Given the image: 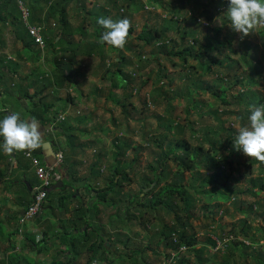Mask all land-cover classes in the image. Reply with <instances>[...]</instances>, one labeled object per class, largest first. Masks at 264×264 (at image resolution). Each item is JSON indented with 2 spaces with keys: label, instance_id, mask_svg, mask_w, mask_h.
<instances>
[{
  "label": "trees",
  "instance_id": "1",
  "mask_svg": "<svg viewBox=\"0 0 264 264\" xmlns=\"http://www.w3.org/2000/svg\"><path fill=\"white\" fill-rule=\"evenodd\" d=\"M96 3L102 8H95L89 10L87 8V0H0V89L3 85L4 79L7 74L13 73L15 76V69H20L21 63L28 60L29 57H33L34 60H40L41 54L46 50L38 47L25 25L18 2H22L27 8L30 9L31 16L29 23L31 25L39 26L43 28V36L46 43V49L54 50L57 44H68L65 47L67 51L70 49L78 48L82 49L80 54H88L93 56V53L98 54L101 60L106 66H109V75L112 79V93L110 99L117 105H121L120 98L116 94V90L120 87L126 88L127 99L122 105L123 111L127 115H131V109L135 107L134 102H130L131 98L134 97V85H136V78L132 75H126L123 66H127L131 63L130 59L121 52L122 60L118 62L109 63L111 61L110 55L106 51V46L109 45L112 40V50L118 49L117 45L120 40H123V45L130 51H135L138 48V44L135 41H141L146 46H152L161 53L166 52L169 57L178 58L183 61V64H187L189 59L196 60L199 64V68L202 70V75H214L216 78L211 81H203L200 78L196 80L193 76L190 81L193 87H188L187 93L184 95L189 101L187 112L191 110H198L199 107H207L208 114L216 119L220 123V128L223 133H227V137L224 138L220 134V131H214L207 127L201 128L199 132L196 128V123H189L186 127L181 124L177 119H170L169 125L175 134L180 136L176 137L170 142V138L166 137L169 144L166 145L163 138L158 142V147L161 153L157 155L155 162L148 167V173L143 178V189L139 194L126 193L125 185L133 182L132 176L135 174L136 169L141 161V153L144 147L139 146L137 148L138 155H136L134 161L123 167V160L128 155V152L132 149V145L129 141H123L122 143L118 140L115 142L118 149L116 155V164L111 170V176L105 177L106 186L101 189L88 186L85 179L78 177V173L74 170V166L70 167V182L64 184L61 191H68L67 194L62 197V201H72L76 195L75 188L77 183L83 184L85 190L96 193L95 199L97 200L93 205L94 212H92L91 206L88 202H91L93 198L88 195L87 209L82 199L77 200V209L75 210L74 220L77 223L78 230L81 231L87 226L86 232L83 236L88 237L89 232L92 231L97 236V242L103 241L104 237L102 234L103 227L97 224V216L99 213V205H103L106 208L113 209L115 211V218L120 220L122 217H126L128 222L136 220H142L141 225L144 228H148V224L151 223L147 216L152 215L160 211H166L169 215H173L174 223H165L163 225L162 235H165V241L167 242V249L170 251L168 258H172L171 253H180L184 247L189 252L196 253V234L193 232L190 221L199 212L201 204V210L205 212H220L223 206L231 203H238L241 197L246 198H258L264 193V160H260V176L252 179L253 189L236 190L231 184L230 177L225 173L227 162L234 163L238 152L241 150H249L250 154H254L255 157L264 155V143L261 147L257 148L256 153H253V140L252 135L260 134L259 122L264 121V97H260L257 91H253L256 86L264 83V56L260 61H257L252 57L247 59L244 52L240 56V60L243 61V66L240 61L232 58V54L237 52L233 49V38L237 35L236 30H239L243 23H239L238 17L236 16L237 6L233 3V0H210V6L213 4L221 5L224 10L218 14V20L220 21L219 26H215L213 17H206L205 34H198V27L202 24L198 22L199 18L195 17L191 11L183 13L185 0H174L172 3H168L166 0H151V4L155 6L154 10L158 8L166 9V6H170L171 11L165 13L166 15L156 14L155 11L149 10L147 6L142 5L145 10L148 9L149 13L155 15L157 18L156 26L147 24L143 31L139 33L137 37H134L136 30L134 28H122L119 25L121 21L126 20L130 11L138 12L140 10L139 5L136 4L137 0H95ZM240 0H237L239 2ZM257 8L264 6V0H255ZM150 4V5H151ZM200 5L198 1H195L194 6ZM81 7V13L78 18H81L79 24L73 22L69 17V9L72 7ZM111 6V7H110ZM114 8L118 10L121 19H112L111 25H107V20L111 16L109 9ZM207 7H202L208 12ZM123 10L124 13H121ZM183 13V17H182ZM187 14H189L187 16ZM233 14H235L233 16ZM118 15V16H119ZM107 16V19H106ZM56 21L54 27L50 26V21ZM103 25H101V21ZM130 21V20H126ZM245 22L246 20L243 19ZM113 22V26H112ZM90 23L91 27L94 28L95 33L92 35L95 40L91 42L89 47L85 46V42L79 43L76 46V41L71 39V34L79 32L83 36H89L87 24ZM185 24V25H183ZM229 24L232 29L226 35H222L223 28ZM183 25V26H182ZM182 26V27H181ZM262 32H264V24L261 26ZM182 33L176 37H170L172 31H180ZM12 38V45L7 42V35ZM59 36H62L59 40ZM201 36V37H200ZM190 40L188 41V38ZM71 45V46H69ZM11 56L14 59H9L10 54L4 52V50L10 48ZM226 49L229 53L226 60L227 64L223 66V60H218L212 56V52ZM145 55L140 54L141 70H144V74L147 75L144 85L148 81L156 78V91H161V85H166V81L171 84L174 79L171 74L164 72L165 68L160 64L157 69L147 71L151 63L149 60L144 63ZM162 55L159 56L157 63H160ZM109 61V62H108ZM70 63H65L64 60L60 59L56 63L57 70H61V73L54 72L52 77L46 78L44 72H39L37 69L33 72L32 77L19 78L18 87L23 89L19 93L23 97H29L34 100L39 96V92H35L33 95L29 93L30 89L43 87L47 89L54 86L62 87L65 83L70 82L72 79V72L70 69L64 67H70ZM23 66V65H22ZM214 67V69H213ZM12 68V69H10ZM71 68V67H70ZM7 71V72H6ZM18 74V73H17ZM165 74V75H164ZM200 75V77H202ZM13 80V78H11ZM22 83H26L27 86H23ZM191 84V85H192ZM132 90V91H129ZM140 92V90H138ZM198 94H208L209 101L204 103L195 97ZM5 95L0 100V117L4 118L3 124L5 127V133L14 132V146L17 147L18 138L17 134L21 128L27 127L25 118L18 120L13 123L12 119L7 116V111L10 110L11 106L10 98H13L9 91L4 93ZM258 95V96H257ZM156 103L157 100H155ZM145 106L153 105L151 99L144 101ZM9 106V107H8ZM37 108L36 105L33 106ZM131 107V108H130ZM28 115V114H26ZM229 116H236L238 118V124L240 130L237 132L232 128L229 130L222 127V119ZM162 119V118H161ZM42 123H53L51 120H44ZM59 127L63 129V135H66L68 141L72 140V135L75 133V128H68L66 124H59ZM240 134L241 136L239 137ZM237 136V138H236ZM196 142L197 146L190 142ZM245 140V141H244ZM237 141L244 142L242 148L240 143ZM207 144L209 148L205 147ZM119 145V146H118ZM167 147V150H166ZM26 152V151H25ZM24 152V153H25ZM250 167L256 162V159L249 160ZM172 164L177 168L176 171H172ZM263 166V167H262ZM31 165L29 166V169ZM203 169V172L200 170ZM98 175L94 172L96 177L100 176V170ZM209 172L210 174H207ZM23 185V183H22ZM30 188L31 183H30ZM33 186V185H32ZM28 192V188L24 187ZM149 190V193H146ZM86 191V192H87ZM90 194L91 192H87ZM145 196V197H144ZM32 201V200H31ZM31 204V203H30ZM29 204V205H30ZM28 205V206H29ZM83 205L84 208L81 206ZM28 208V207H27ZM87 210V211H86ZM211 211V212H212ZM135 216H131V213ZM239 214L244 217V220L240 222L241 231H232L231 236H227L229 239L228 244L223 245L219 254L215 255L209 260L204 258L206 251L212 247L217 248L218 243H222L224 238H218L217 241L208 239L206 249L202 248L199 254L196 256L197 264H240L239 261L244 264H264L263 254H259V257H252V262H247L248 255L246 251L250 250L257 241L249 237L248 222L256 220L258 218L264 219V206L261 201L251 204L247 211L238 210ZM141 213V214H140ZM250 220V217H252ZM247 225V226H246ZM251 225V223H249ZM114 226V224H113ZM233 228H236L234 226ZM18 231V230H17ZM17 231H15L17 233ZM258 231L264 234V229L259 228ZM190 232L192 235H190ZM106 235V234H105ZM120 234L115 235V244H120L129 247L133 246V238L129 235L125 236V239L120 240ZM33 234L28 233L25 237L26 242L31 248H34L41 252V243H36L35 238H32ZM245 241L249 242V246ZM264 241V238H263ZM91 242L90 235L89 240L84 241L83 244L88 245ZM169 242V244H168ZM252 244V245H251ZM78 245L81 243H75L71 245L72 249L77 250ZM93 258L87 261V264H93V261L100 263L109 264L108 260L99 254L98 244L92 245ZM130 248V247H129ZM26 249V246H24ZM102 249V248H101ZM132 250V249H131ZM134 255L142 253L140 250H133ZM210 252V251H209ZM208 252V253H209ZM42 253V252H41ZM220 257L221 262L216 261ZM178 260V258H177ZM0 264H28L26 260L22 259L20 254L15 255H4L0 258ZM178 264H188L186 261H180Z\"/></svg>",
  "mask_w": 264,
  "mask_h": 264
},
{
  "label": "rangeland",
  "instance_id": "2",
  "mask_svg": "<svg viewBox=\"0 0 264 264\" xmlns=\"http://www.w3.org/2000/svg\"><path fill=\"white\" fill-rule=\"evenodd\" d=\"M138 2L136 4L139 5L140 10L138 12H127L129 15L126 21H121V24L119 25L122 28H134L136 30V33L134 34V37H137L139 33H141L144 29V27L147 24H150L151 26H156L157 24V18L155 15H152L149 13L148 9L151 11H155L156 14L166 15L165 13H169L171 11L170 6H166V9L158 8L157 10H154L155 6L151 4V0H137ZM168 3L174 2V0H166ZM185 8L183 10V13H187L191 11L195 17H198V22H201L202 24L198 27L197 31L198 34H205V27H206V17H213L215 21V26L220 25V21L218 20V14L221 11V8H223L221 5H215L213 4L210 6V0H185ZM195 1H198L200 5L194 6ZM233 3L237 6L236 16L238 17L239 23H243L241 25L242 27L239 30H236V36L233 38V49L237 52L236 54H232V58L235 60H239L241 65L243 66V61L240 60V54L244 52L247 59H251L254 57L255 60L260 61L261 58L264 56V32H262V25L264 24V6L257 8V3L255 0H240L237 2V0H233ZM151 4V5H150ZM87 8L89 10H93L95 8H102V6L98 5L95 0H88L87 1ZM142 5H145L149 7L148 9L142 8ZM207 7V13L202 7ZM111 7V6H110ZM110 11V17L107 20V25H111V21L115 18L121 19V15H119L118 10H115L114 8H107ZM81 7H72L69 9V17L70 19L75 22L76 24H79L81 21V18H78V15L81 13ZM121 13H124L123 10H121ZM182 13V17H183ZM119 15V16H118ZM189 14H187L188 16ZM107 19V16H106ZM246 20L245 22L243 21ZM101 25H103L102 20H100ZM54 22L56 21H50L49 24L53 28ZM112 22V26H113ZM158 25V24H157ZM185 25V24H183ZM182 25V26H183ZM88 31L92 32L91 35L94 33V28L91 27L90 23L87 24ZM181 26V27H182ZM232 27H230L229 24L226 25L225 28L222 30V35L228 34L229 31H231ZM182 33V30L180 31H172L170 33V37H178ZM10 33L8 32L7 35V42L9 45H12V38L8 37ZM71 39L76 41L77 43H80L81 40L86 41L85 46H89V43H87L90 38L88 36H83L79 32H74L73 35L71 34ZM61 37V36H60ZM201 37V36H200ZM88 40V41H87ZM190 40V37L188 38V41ZM138 44V48L134 51L135 54L131 59H133V64L130 66H123V70L126 73V75H130L132 73L133 78H136V88H134V97L132 98L135 107L131 109V115H125L122 114V120L119 121H106V120H96L94 119L93 115L91 116V120L85 124L84 130H86L87 135L84 134H78L80 140H85L87 143H96L97 148H106L108 150L112 151H118L114 147V140H118L119 142L123 141H129L132 145V149L128 152V155L124 158L125 161L123 162V167H126L127 164L134 161L136 158L135 156L138 155L137 148L139 146L144 147V150L140 154L141 161L139 162V166L136 169L135 174L132 176L133 182L131 184L125 185L126 193L132 194L136 193L139 194L143 189V178L148 173V167L149 165L153 164L155 160L157 159V155L161 153V150L158 147V142L160 139L163 138V141L166 145L169 144V141H167L166 137L170 138V142L173 141L176 137H178V140L180 139V136L171 129L169 125L170 119H177L181 122L184 126L188 127L189 123H196V128L198 131H201V128L207 127L209 129H212L214 131H220V134L222 136L227 137V133H223L221 131L220 123L214 119L213 117L208 114V108L206 107H199L198 110H191L189 113L187 112V108L189 106V101L184 95L188 91V87H193L192 82L190 81L191 77L193 76L196 80L199 78L203 81L211 82L216 77L214 75H202V70L199 68V64L196 60L190 58L187 64H183V61L179 60L178 58L169 57L166 52L161 53L157 49H155L152 46H146L141 41H135ZM64 47L68 46V44H64ZM71 46V45H69ZM78 47L79 44H76ZM61 47V46H60ZM84 49V48H82ZM82 49L78 48V51H81ZM45 50L46 47H45ZM11 54V46L10 48L4 50V52ZM71 51V50H69ZM46 52V51H45ZM59 52V51H55ZM129 53H132L130 51H127ZM144 54V63L146 64L149 60L151 63H153L151 66H149V70L157 69V67L162 64L163 68H165L164 72H168L172 75L174 81L173 83L169 84L166 81V85H161L162 90L156 91V84H155V76L152 78V80L148 81L146 85H144L145 79H147V75H149L150 72L146 74H143L144 70L141 71L138 64L140 63V54ZM8 54V55H9ZM114 54V53H112ZM46 53L41 54V59H46ZM115 55V54H114ZM163 56L160 63L154 64V60L159 59V56ZM229 55V53L226 51V49H221L220 51H214L212 52V56L216 57L218 60H223V66L227 64L226 57ZM50 58L52 60L53 56L51 55ZM51 61V60H50ZM80 61H83L84 63L82 65L79 64V61L76 59L77 66H80L81 73L84 72V69H89L87 71H91L94 69L93 67L96 66L95 59L89 58V59H80ZM65 63L67 61L65 60ZM25 69L21 70V72L15 76L12 74H7V77L4 79L3 85L10 86L12 83L17 84L20 83L18 80L19 78H25L26 76H29L33 79L32 75H30L33 71L37 70L36 66L33 65L32 59L29 60L27 64H25ZM214 69V67H213ZM7 72V71H6ZM36 72V71H35ZM86 72V71H85ZM29 74V75H28ZM165 75V74H164ZM202 75V77H200ZM191 76V77H190ZM80 78V75L77 76ZM13 78V80L11 79ZM23 86H26L27 84L22 83ZM192 84V85H191ZM108 86V85H107ZM109 87L107 88V90ZM140 90V92H138ZM254 92L257 91L259 93L260 97H264V83L261 82L260 85L256 86L254 89H252ZM18 92V97L23 99L16 102L18 99L10 98L12 101L8 104L12 107L21 108L22 106H25L26 110L34 111L37 108H34L29 100H26L29 97H23L19 93L23 91V89L16 90ZM132 91V90H129ZM199 92L195 95V97L201 101H204L206 104L207 101H209L208 94H201L199 95ZM258 96V95H257ZM3 96H0V99ZM30 99V98H29ZM151 99L153 101V105L145 106L144 101ZM157 100L158 103L155 102ZM24 101L27 102V105H25ZM21 102V103H19ZM9 107V106H8ZM117 108V106H115ZM131 108V107H130ZM104 108L101 110L103 111ZM98 114H102V112H98ZM120 114V112H119ZM103 115V114H102ZM115 116V115H114ZM113 116V117H114ZM109 117V115H108ZM111 117V116H110ZM162 118V119H161ZM14 123V122H13ZM222 123L224 124L222 127L224 129L229 130L233 129L235 131H239V124H238V118L236 116H229L222 119ZM111 129V132H107L108 128ZM260 127V134L259 135H252L251 139L253 140L252 144L255 148L253 153H256L257 148L261 147L264 143V121L259 122ZM76 135V133L74 134ZM76 135V136H77ZM239 137L241 136L238 134ZM97 138V139H96ZM237 138V136H236ZM73 141V139H72ZM245 141V140H244ZM191 143L195 144L197 146V143L192 140H190ZM237 143H240L241 147H244V142L237 141ZM67 144L69 145V141H67ZM3 144H0V149ZM92 146V145H91ZM91 148V151H94V148ZM119 146V145H118ZM205 147L209 148L207 144H204ZM167 150V147H166ZM256 159V162L252 164V167H250V161L249 160ZM31 162V166L35 172V167L33 165V162L31 159H29ZM260 160H264V155H259L257 157L254 156V154H250L249 150H241L238 152V155L236 157V160L234 163L227 162L225 164L226 169L225 173L228 177H230L231 184L236 188V190H244L247 189H253L252 186V179L260 176ZM110 164H113L110 163ZM107 163L103 167H101L102 174L105 177H108V169H107ZM263 167V166H262ZM176 167L174 164H172V171H176ZM75 170V168H74ZM203 172V169H200ZM207 174H210L207 172ZM36 176V175H35ZM101 176V178L103 177ZM96 183H98L95 188L101 189L104 188L105 184L102 182L101 179H99ZM38 184V179L36 177L35 186ZM34 186V187H35ZM33 187V188H34ZM87 191V190H86ZM87 192H91L87 191ZM29 192L26 193L24 204H27L30 200V194ZM91 193H86L85 195H89L91 197ZM149 193V190L146 192ZM145 197V196H144ZM58 200V191H55L51 196L50 199L46 201L45 206L47 204V207L45 208V211H50L52 208H56V201ZM97 200L95 197L91 200V202H88V205H93ZM256 201L262 203V206H264V193L261 194L258 198H246L241 197L238 203H231L226 204L225 206L220 209V212H205L201 210L202 205L200 204V210L196 215L193 217V219L190 221L191 226L193 228V232L196 234V240L198 243H196V253L195 252H189L188 249L182 248L180 253H171L172 258H168L170 251L167 249V242L165 241L166 236L162 235L163 225L165 223H174V216L169 215L166 211H160L157 213H153L150 216H147L148 219H150L151 223L148 224V228H144L141 223L143 221L136 220L133 222H128L126 217H122V219L118 220L115 216V211L113 209L106 208L103 205H99V215L97 216V224H100L103 227L104 234L102 236H105L107 239H115V235L120 234V240L125 239L126 235H129L131 238H133V246L130 244L129 247L124 245H119L113 243V247L106 248V252L102 253V256L105 257L109 264H178L180 261H186L188 264H197L196 263V256L199 254L202 248L206 249V245L208 239H211L213 241H217L218 238H224V241L222 243L217 244V248L213 249L212 247L209 250L206 251L205 257L208 258L211 261L213 260L212 257L219 254V250L223 248V245L228 244V237L232 236V231L238 232V236L240 237L239 232L241 231L242 227L240 222L244 220V217L237 212L238 210H244L247 211L251 204L256 203ZM86 207L87 202H85ZM95 205V204H94ZM93 206H91L92 212H94L95 209H93ZM30 206V205H29ZM28 206V207H29ZM44 206V207H45ZM82 208L83 205L81 206ZM28 208H26L27 210ZM25 210V211H26ZM43 211V210H42ZM36 215L32 220L28 221L24 226V233L20 234L17 233L20 237L22 236L25 238L29 232L26 230L28 229H35L37 224L36 218L40 215ZM131 213V216H135ZM141 214V213H140ZM139 216L138 214H136ZM18 216V213L15 215H11L10 219L13 221L16 220ZM21 215H19L20 217ZM19 217L17 220V223L19 221ZM252 217H250L251 220ZM251 223V225H249ZM114 224V226H113ZM249 228V237L256 240L257 244H254L252 248L248 251H246L248 258L247 262H252V257H259V254H263L264 256V234L260 233L258 231L259 228L264 229V219L258 218L256 220H251L248 222ZM246 225V226H247ZM236 226V228H233ZM86 227V226H85ZM85 227L82 229V231L85 229ZM65 229V227H64ZM19 232V230H18ZM190 235L192 233L190 232ZM19 239V237H17ZM234 239V238H232ZM246 244L249 246V242L245 241ZM169 244V242H168ZM252 245V244H251ZM132 249V250H131ZM133 250H140L142 253H138V255H134ZM210 251V252H209ZM72 253L71 251H69ZM209 252V253H208ZM92 253L89 254V257H91ZM178 258V260H177ZM218 263L221 262L220 257L216 260ZM240 264H244V261H239ZM93 264H102L98 261H93ZM107 264V263H104Z\"/></svg>",
  "mask_w": 264,
  "mask_h": 264
},
{
  "label": "crops",
  "instance_id": "3",
  "mask_svg": "<svg viewBox=\"0 0 264 264\" xmlns=\"http://www.w3.org/2000/svg\"><path fill=\"white\" fill-rule=\"evenodd\" d=\"M91 33L92 32H90V35L88 36L90 40H87L89 45L95 40L92 36L94 35L95 30L92 35ZM61 37L59 36V40ZM83 42L86 43L84 40L80 41V43ZM111 42L112 40H110L109 45L106 46V51L111 58V61L108 62L111 64L122 60V56L120 55L122 52L131 61L127 66L132 65L133 59H131V57L134 56L135 52L130 51L125 47L123 45V40L118 42V49L112 50ZM88 47L89 46H87V48ZM44 53L47 54L45 55V60L41 58L40 60H34L33 57H29L28 60L21 63V67H19L20 69H15V75H17V73L19 74L21 70H24L25 64L32 59L33 65L36 66V69H40L38 73L44 72L46 78L52 77L54 72H62L60 69L57 70L58 68H56L57 61L62 59L70 63L69 66L71 68H64L72 71L70 72L72 74V79L62 87L54 86L43 89V87L40 86L37 90L35 88L30 89L29 93L31 95L36 91L40 93L34 100L29 98L26 99L31 102L32 106L36 105L37 109L34 111H30V109L26 110L25 106L22 105L20 109L11 106L8 111L15 117V119L17 117L18 120H21L26 117L25 122L27 127L23 126L19 131V134H17V147L13 144L15 133L11 134L12 131L7 133L4 132V129L8 127V124L7 127H5L3 124L4 118L0 117V144H3L0 149V258L4 255L10 256L18 253L28 264H87V261L90 258H93V254L91 257H89V254H91L90 251H93L92 245H94V243L98 244L99 247L102 246V249L99 248L98 250L99 254H102L103 252H106V248L113 247V243L117 241H115L116 239H107L105 235L103 236L104 239L102 243L97 242L96 234L90 231L89 235L91 242L88 245L83 244L84 241L89 240V235L85 238L83 234L86 232L87 226L85 227V231H79L77 223L74 220L75 210L77 209L78 203L77 200L79 201V199H82L84 203L88 201V194L85 195L87 192L83 187L84 183L88 186L95 187L98 184L96 182L101 179L105 184V178L102 174L101 167L109 163L107 169L109 176H111V170L116 164L115 158L118 151H112L106 148H99L98 150L96 143H87L85 140H80V136L77 135V133L87 135L84 127L85 124L91 120L92 115L96 120H113L114 124L115 121L121 122L122 114H124L122 105L127 99L126 88L120 87L115 91L121 101V105L119 106L110 99L113 89L112 79L108 70L109 66H106L96 53H93V56H89L88 54H90V52H88V54H80L76 49L70 48L66 51L65 47L61 44H57L54 50L49 49ZM51 55L54 60L50 58ZM11 58L14 59L10 54L9 59ZM89 58L95 59L94 64L96 66H94V69L90 72L87 70H90L91 68L87 70L84 69V72L81 73V71H79L80 66H77L76 59L79 61V64L82 65L84 62L80 61V59ZM154 64H158L156 60H154ZM140 65L141 64H138L139 67ZM153 68L154 65L152 69ZM147 70H149V68ZM33 72L30 75H32ZM144 73L145 72H143V74ZM10 74L13 75L12 72ZM79 75L80 78L77 77ZM130 75H132V73ZM136 86L137 84L133 87L136 88ZM108 87L109 89L107 90ZM17 89L18 86H16L15 83H12L10 86H2L0 89V96L1 94L5 95L4 93L9 91V94L12 95L13 99H18L16 102L23 100L18 97ZM3 97H1L0 100L4 99ZM11 101L12 100L10 99L9 102ZM130 102H133L132 98ZM24 103L27 105L26 101H24ZM115 106H117V108ZM103 108L104 110L101 111ZM98 112H102L103 115L98 114ZM61 117H64V120H61ZM44 120H51L53 123H42ZM61 123L66 124L68 128H75L77 136L73 133V141L69 140V145L67 144V136L62 134L63 129L59 127V124ZM106 129L107 132H111L109 127ZM9 138H12V144L9 142ZM115 141H117V139L114 140V142ZM9 145H12V149L16 155V162L14 164L11 157V148L8 147ZM115 145L116 144H114V147L117 149ZM89 146L94 148V151H91ZM28 150H31L35 156L39 157L42 162L49 167L56 164V155L58 153L64 155V162L58 167L59 178L54 182L48 197L49 200L50 196L55 191H58L56 208H52L50 211H45V208L47 207L46 204L41 214L36 218V220L39 218L36 222V228L26 230L33 234L32 238H35L36 243H41L40 250L42 253H38L36 249L31 248L25 238L17 235V233H19L17 231L18 217L19 215H22L32 200L33 188L31 189L29 185L31 183V187H34L36 182V176L32 166L29 169L31 162L24 156V152ZM124 161L125 159L123 162ZM112 162L113 164H110ZM73 166L78 173V177L86 179L83 184L77 183L74 185L76 186L75 191L77 199L75 196L70 202L66 200L62 201V197H64L68 191H61V189H63L64 184L70 182V167ZM99 170L100 176L96 177ZM94 172H96L97 175H94ZM101 176L103 177L101 178ZM24 187L28 188V194H30V200L27 204L22 202L25 200L27 193ZM53 187L57 188L53 189ZM93 197H96L95 192L91 193L90 198ZM85 208L87 209L86 206ZM16 213H18V216L16 220L13 221L10 219V216L12 214L15 215ZM15 231H17V233ZM17 237H19V239H17ZM75 243H81V245H78L79 247L77 250L71 248V245ZM24 246H26V249H24Z\"/></svg>",
  "mask_w": 264,
  "mask_h": 264
},
{
  "label": "built area",
  "instance_id": "4",
  "mask_svg": "<svg viewBox=\"0 0 264 264\" xmlns=\"http://www.w3.org/2000/svg\"><path fill=\"white\" fill-rule=\"evenodd\" d=\"M21 11L22 19L27 26L30 36L33 38L35 44L41 49H45L46 43L43 36V28L29 23L31 12L22 2H18ZM224 10V8H221ZM235 14H233L234 16ZM64 120V117H61ZM27 159H31L35 167V175L38 179V184L33 188L32 201L30 206L24 214L19 217L18 230L20 234L24 233L25 224L32 220L36 215L42 212L46 201L49 197L50 189L54 182L59 178L58 167L64 162V155L58 153L56 155L57 162L54 166H47L42 160L35 156L31 150L24 153ZM40 239V237L38 236Z\"/></svg>",
  "mask_w": 264,
  "mask_h": 264
},
{
  "label": "water",
  "instance_id": "5",
  "mask_svg": "<svg viewBox=\"0 0 264 264\" xmlns=\"http://www.w3.org/2000/svg\"><path fill=\"white\" fill-rule=\"evenodd\" d=\"M7 113V116L8 117H11V119L13 120V122L15 123L16 122V119H15V117L9 112V111H7L6 112ZM50 126H52V125H50ZM59 130H61V129H59ZM11 134H14V132H12ZM9 142H11V144H12V138H9ZM9 148H11V157H12V159H13V164L16 162V155H15V152H14V150L12 149V145H9L8 146ZM55 188H57V187H53V189H55ZM22 214H24V212L22 213ZM84 231H85V229H84Z\"/></svg>",
  "mask_w": 264,
  "mask_h": 264
},
{
  "label": "clouds",
  "instance_id": "6",
  "mask_svg": "<svg viewBox=\"0 0 264 264\" xmlns=\"http://www.w3.org/2000/svg\"><path fill=\"white\" fill-rule=\"evenodd\" d=\"M225 9V8H224ZM222 11V10H221Z\"/></svg>",
  "mask_w": 264,
  "mask_h": 264
}]
</instances>
